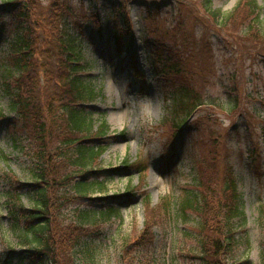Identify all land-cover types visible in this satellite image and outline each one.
Wrapping results in <instances>:
<instances>
[{"label": "rangeland", "instance_id": "374dc122", "mask_svg": "<svg viewBox=\"0 0 264 264\" xmlns=\"http://www.w3.org/2000/svg\"><path fill=\"white\" fill-rule=\"evenodd\" d=\"M37 1L43 7L49 0ZM118 1L131 30L132 46L126 54L123 48L118 55L109 35L111 23L120 30L125 27V17L112 12L109 0H74L68 19L90 63L83 75L91 77L99 91L98 98L84 106L93 113V128L101 118L107 126L99 138L105 150L94 165L105 170L100 177L104 188L93 186L88 194L121 196L117 215L88 227L92 259L82 260L79 253L75 264H123L122 250L134 264H202L200 217L192 211L182 220L176 207L166 214L163 203L166 197L180 198L185 190H195L194 178L207 166L212 167V178H224L231 170L237 179L243 218L235 223L233 264H264V43L258 41H264V0H256L257 16L245 20L238 10L230 16L242 0H211L210 5L207 0H153L150 6L143 0ZM5 2L0 0V251L13 248L9 264H26L21 252L35 245L22 242L9 209L16 194L17 204L33 206L31 172L37 162L27 123L11 109L5 87L4 60L15 30L14 9ZM39 27L34 36H40L37 45L42 46ZM150 43L162 56L178 51L188 58L196 72L190 79L207 102L178 128L171 118L164 123V103L172 86L184 80L164 75L149 62ZM46 56L37 53L35 59L45 62ZM38 75L40 88L34 94L48 106L53 86L59 91L61 83L51 78L42 87ZM16 76L22 80L21 74ZM125 159L145 163L146 171L126 170ZM66 170L61 168L62 173ZM79 207L102 208L78 198L62 208L63 220L73 221ZM147 220L153 238L150 245H141L136 239Z\"/></svg>", "mask_w": 264, "mask_h": 264}, {"label": "trees", "instance_id": "16d2710c", "mask_svg": "<svg viewBox=\"0 0 264 264\" xmlns=\"http://www.w3.org/2000/svg\"><path fill=\"white\" fill-rule=\"evenodd\" d=\"M109 1L112 12L119 11L120 16L125 17L122 23L125 27L120 30L116 22L111 23L109 35L117 47L118 55L123 48L126 54L132 46L129 20L119 1ZM207 1L210 5L211 0ZM152 2L153 0H143V4L149 6ZM5 4L14 9L11 17L15 23L9 52L4 60L3 75L8 80L5 87L10 96L11 109L27 123L37 162L31 172L34 179L33 206L27 208L17 204L16 194L9 209L13 228L18 231L22 242L35 245L33 249L21 252V260L26 264H75L79 253L82 260L92 259L88 227L117 215L116 203L121 196L106 198L91 197L88 194L93 186L97 185L100 190L104 188L100 177L105 174V170H98L94 165L105 150L99 138L106 135L107 126L101 118L100 125L93 128V113L84 106L98 98L99 91L94 87L91 77L83 75L90 63L83 57L82 42L68 27L69 15L75 9L74 0H49L43 7L37 0H6ZM256 6V0H242L230 16L238 10L242 20L251 16L255 18ZM35 19H38V25ZM94 19L96 22L97 18ZM37 27L43 34L40 42L42 46L37 45L40 36H34ZM98 29L101 31L102 25L98 24ZM258 41L260 44L264 43L263 40ZM157 49V45L150 43L146 53L149 62L164 75L184 80L176 82L179 85L172 86L164 103V123L171 118L172 125L178 128L207 102H204L201 90L190 79L196 72L187 62L188 58L178 51L162 56L163 53H157ZM37 53H47L42 58L45 62H37ZM16 73L23 76L22 80L17 78ZM38 73L43 77L42 87H46L51 78L61 83L59 91L56 84L53 86L48 106L34 94V90L40 88ZM10 80L15 81L14 87ZM125 165L128 171L137 168L141 173L147 168L143 162L130 164L126 159ZM62 167L67 169L65 173L61 172ZM68 170L72 172L69 173ZM211 171L212 167L207 166L198 172L194 178L195 190H185L180 198L166 197L163 205L166 214L170 211L169 207H176L182 220H187L188 213L192 211L200 217L199 258L202 264H233L232 257L237 244L235 223L243 218L237 179L230 173L231 170L226 177L220 179L212 178ZM125 194L132 195L130 192ZM78 198L97 202L102 208L96 211L89 207H79L74 211L75 219L66 222L61 210ZM145 206L149 207L147 199ZM151 227L147 220L140 239H136L139 244H151ZM2 240L0 232V242ZM136 241L134 243L137 244ZM122 251L123 264H134L129 259L127 250ZM13 252V248L0 251V261L9 264ZM136 264L142 263L138 261Z\"/></svg>", "mask_w": 264, "mask_h": 264}]
</instances>
